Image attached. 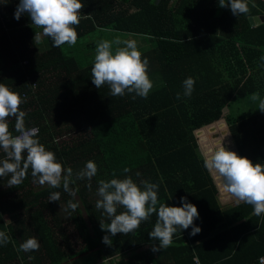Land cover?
<instances>
[{"label": "trees", "instance_id": "trees-1", "mask_svg": "<svg viewBox=\"0 0 264 264\" xmlns=\"http://www.w3.org/2000/svg\"><path fill=\"white\" fill-rule=\"evenodd\" d=\"M18 3L6 0L0 6V83L21 97L25 127H38L39 143L55 154L65 173L73 170L75 195L62 184L34 183L30 168L18 186L8 187L11 174L0 177V231L10 237L0 245V264H62L93 252L102 256L99 264H197L196 259L200 264H260L264 214L254 215L253 206L244 202L221 205L196 133L207 157L221 144L226 148L232 137L240 156L264 165V112L250 99L254 92L264 98V23L252 27L249 22L251 15H264V0H247L248 13L238 16L219 7L218 0H81V20L73 26L76 44L60 47L43 35L36 43L35 33L42 29L26 14L14 18ZM98 32L127 35L137 48L145 47L138 51L149 62L153 82L146 99L111 96L107 84L95 87L91 68L97 43L82 40ZM24 60L28 65H22ZM188 77L195 80L190 97L182 86ZM29 79L38 85L34 93ZM8 123L19 135L15 118ZM5 155L2 151L0 160ZM89 160L97 165L91 189L87 178H75ZM126 177L141 189L142 181L157 184V208L182 206L180 198L186 197L198 209L194 225L201 231L190 235L192 226L177 228L172 244L153 252L159 243L149 239L155 213L126 235L102 230L100 222L110 221L90 198L97 195L100 180ZM53 192H60L59 201H49ZM69 201L77 204L75 210L67 207ZM122 211L118 206L117 214ZM70 220L83 243L79 250L65 229ZM105 235L111 245L102 242ZM32 237L38 251H16ZM147 246L142 257L136 254Z\"/></svg>", "mask_w": 264, "mask_h": 264}, {"label": "clouds", "instance_id": "clouds-1", "mask_svg": "<svg viewBox=\"0 0 264 264\" xmlns=\"http://www.w3.org/2000/svg\"><path fill=\"white\" fill-rule=\"evenodd\" d=\"M218 4L221 8H230L235 16L249 11L247 0H218ZM83 7L81 0H19L14 18L19 20L22 14H26L30 17L31 24L42 29V34L35 33L36 43L42 42L43 35L52 39L53 47L64 44L74 46L78 34L73 26L79 25ZM84 18L90 17L85 15ZM114 44L117 45L115 51ZM148 63L147 58L141 59V53L134 40H121L119 37L113 41L101 40L96 45L91 79L97 89L107 84L111 96L122 97L130 93L134 94L133 99H146L153 88V82L148 75ZM194 84L192 77L183 81L184 96H191ZM176 98L180 99L181 93L178 92ZM250 99L258 102L257 108L264 112V98H261L259 93H252ZM22 102L17 93L0 83V149L6 154L5 158L0 160V177L11 174L8 187L18 186L26 178L30 168L34 183L41 186L47 184L51 188H60L62 184L63 190L74 196L75 191L70 188L73 170L68 168L65 173L55 154L46 150L36 139L38 130L25 127L26 113L19 107ZM9 117L15 118L14 127L19 135H13L9 130ZM205 167L222 180L224 190L234 199L252 205L254 215L264 214V165L253 163L248 157L240 156L221 144L205 159ZM128 171V168L124 169V172ZM96 174L97 165L89 160L84 168L75 174V178H87V187L91 189V180ZM142 183L143 189L134 183L131 177L98 182L97 195L100 199L96 201L95 207L102 209L110 221L107 224L100 222L102 230H107L111 236L117 233L126 235L138 229L142 221L148 220L155 213L158 218L153 230L149 232V239L159 243L153 244V252L169 247L177 228L186 230L192 226L190 235L201 231L200 227L194 225V219L199 216L198 209L188 202L186 197L180 198L182 206L159 204L157 208L158 185L148 181ZM59 200L60 192L50 194L49 201ZM118 206L124 209L119 214ZM67 207L75 210L77 204L69 201ZM9 241L10 237L0 231V245H6ZM102 242L112 244L109 235H105ZM39 247L38 240L32 237L21 243L16 251H38Z\"/></svg>", "mask_w": 264, "mask_h": 264}, {"label": "rangeland", "instance_id": "rangeland-1", "mask_svg": "<svg viewBox=\"0 0 264 264\" xmlns=\"http://www.w3.org/2000/svg\"><path fill=\"white\" fill-rule=\"evenodd\" d=\"M117 37H119L121 40H124V37L125 40H129V36H125V35H114L113 33H109V32H98V33H93V34H90V35H86L85 37H83V40L82 42H84L85 44H92V43H98L99 41L101 40H108V41H113L115 40ZM120 47H123V45H119ZM117 47V45H113V51H115V48ZM145 47H138L137 49L138 50H143ZM143 54H141L142 56ZM199 138V137H198ZM67 140L68 139H71L70 137H67L66 138ZM216 137H215V141H216ZM226 141V140H225ZM223 142V145L226 143V142ZM231 141L227 142V143H230ZM233 142H231L230 144H227L226 145V148L231 150L233 149ZM202 151H203V154L205 155L206 154V151L207 149H204L202 148ZM2 151L3 150H0V155L2 154ZM205 157L207 158V156L205 155ZM92 198H95V200H98L100 199V197L98 195H92V197L90 198V201H92ZM78 200V203L80 205V208L82 209V213L88 223V225L90 226V222H89V219H88V216L87 214L84 212V208L82 206V203L80 202L79 198H77ZM236 202H239L237 201L236 199H232V203H236ZM49 220L51 221V217L48 216ZM9 219L7 218V221ZM65 229L70 237V241L71 243L73 244V246L76 247V250H79L83 243L82 241L80 240L77 232L75 231L72 223H71V220L66 222L65 223ZM100 255H98L97 253H91V254H88V255H84V256H81V257H78V258H75V259H67L65 261L62 262V264H99L100 263V259L101 257H99Z\"/></svg>", "mask_w": 264, "mask_h": 264}, {"label": "crops", "instance_id": "crops-1", "mask_svg": "<svg viewBox=\"0 0 264 264\" xmlns=\"http://www.w3.org/2000/svg\"><path fill=\"white\" fill-rule=\"evenodd\" d=\"M1 3H5V4H6V0H0V6H1ZM259 15H261V14H259ZM251 16H253V15H251ZM249 22H250V21H249ZM262 23H264V22H262ZM262 23H261V24H262ZM250 24H251V23H250ZM261 24H257V25H255V26H258V25H261ZM251 26H252V25H251ZM255 26H254V27H255ZM252 27H253V26H252ZM225 122H226V121H225ZM214 124H215V123H214ZM226 124H227V127H228V129H229V125H228L227 122H226ZM211 125H213V124H211ZM196 134H197L196 136H197V138H198V133H196ZM229 134H230V130H229ZM230 137H231V134H230ZM231 140H232V142H233L232 137H231ZM198 142H199L200 148H201V147L204 148L203 145H202V143H201L200 138H198ZM233 144H234V142H233ZM233 146H234V145H233ZM201 150H202V149H201ZM205 155H206V154H205ZM207 158H208V157H207ZM211 173H212V175L214 176L215 181H216L217 186H218V189H219V195H218V198H219V201H220L221 205H223L224 208H226V207H229V206H232V205L238 203V202H236V203H234V204L232 203V199H234V198L231 196V194H229L228 192H226V191L224 190L222 180H221V179H218L213 171H211ZM148 249H149V247L147 246V247H145L144 249H142V250L136 252V254L139 255L140 257H142L144 254L147 253V250H148ZM150 249H151V248H150ZM136 254H135V255H136ZM87 255H88V254H87Z\"/></svg>", "mask_w": 264, "mask_h": 264}, {"label": "built area", "instance_id": "built-area-1", "mask_svg": "<svg viewBox=\"0 0 264 264\" xmlns=\"http://www.w3.org/2000/svg\"><path fill=\"white\" fill-rule=\"evenodd\" d=\"M22 65L23 66L28 65V60L22 61ZM29 85H30V90L32 91V93H34L36 91V88H38V85H36V81L35 80L29 79ZM23 98H26V94H23ZM31 128H36L37 130L39 129L36 126L31 127ZM31 128H28V129H31ZM37 134H38V132H37ZM262 258H264V256L259 259V263L260 264H264V259H262ZM196 262H197V264H200L198 259H196Z\"/></svg>", "mask_w": 264, "mask_h": 264}, {"label": "water", "instance_id": "water-1", "mask_svg": "<svg viewBox=\"0 0 264 264\" xmlns=\"http://www.w3.org/2000/svg\"><path fill=\"white\" fill-rule=\"evenodd\" d=\"M249 21L251 23V25L254 27L257 24H261L262 22H264V15H253V16H249ZM228 110H226L227 112ZM210 126V125H209ZM203 129V128H202ZM201 130V129H200ZM199 130V131H200ZM197 135V134H196ZM231 151H235L238 155H240V153L238 152V149L236 148V146H233V149H231Z\"/></svg>", "mask_w": 264, "mask_h": 264}]
</instances>
